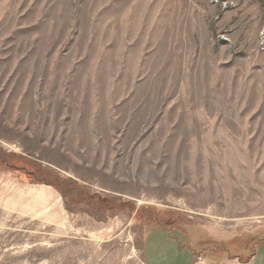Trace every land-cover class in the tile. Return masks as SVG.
<instances>
[{
	"label": "rangeland",
	"instance_id": "374dc122",
	"mask_svg": "<svg viewBox=\"0 0 264 264\" xmlns=\"http://www.w3.org/2000/svg\"><path fill=\"white\" fill-rule=\"evenodd\" d=\"M263 236L264 0H0V264Z\"/></svg>",
	"mask_w": 264,
	"mask_h": 264
},
{
	"label": "crops",
	"instance_id": "0c3cea01",
	"mask_svg": "<svg viewBox=\"0 0 264 264\" xmlns=\"http://www.w3.org/2000/svg\"><path fill=\"white\" fill-rule=\"evenodd\" d=\"M150 236H151V234L148 235L147 241H148V239H150ZM162 241L165 243L163 250H165V248L168 247V250L172 254L169 255L168 250H166L167 252L162 251V253L160 251L157 253H152V251L154 250V244H151L150 246L153 247V250L147 256L148 264H178V263L170 262L169 257L171 256V258H172V257H174L178 254H182V253L189 255V254H192V252H193L190 249H189V251L184 250L182 247L177 245L175 243L174 239H172V238L164 237ZM257 246H258L257 250L254 249L253 252L251 253V255H249V262H248L249 264H264V236L259 240V243ZM145 258H146V256L144 255V263L147 264V262H145ZM194 262H195V257H194V260L191 264H194ZM184 264H186V263H184Z\"/></svg>",
	"mask_w": 264,
	"mask_h": 264
}]
</instances>
